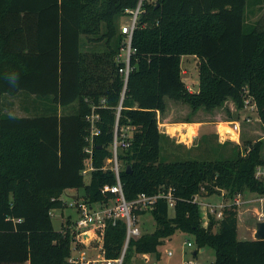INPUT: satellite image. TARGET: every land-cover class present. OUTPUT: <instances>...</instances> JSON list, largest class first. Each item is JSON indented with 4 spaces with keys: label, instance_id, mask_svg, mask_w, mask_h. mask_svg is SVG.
Masks as SVG:
<instances>
[{
    "label": "trees",
    "instance_id": "16d2710c",
    "mask_svg": "<svg viewBox=\"0 0 264 264\" xmlns=\"http://www.w3.org/2000/svg\"><path fill=\"white\" fill-rule=\"evenodd\" d=\"M140 5L125 83L120 69L126 65V36L119 20ZM249 5V0H0V95L39 101L34 115L0 112V264H75L69 260L72 218L57 231L54 211L67 207L62 199L67 190L83 189L76 199L89 204L114 198L103 188L117 182L106 166L116 133L130 143L117 153L126 199L170 188L176 198L173 208L157 201L149 211L155 229L130 240L123 264H131L134 253L160 256L158 247L178 232L194 237L195 256L212 248L213 264H264V240L238 239L237 207H226L222 219L203 218L193 202L196 195L222 191L228 200L248 193L264 197V181L255 177L264 164L262 140L244 147L225 141L214 160L167 161L161 153L169 139L159 129L166 98L189 107L186 122L200 110L219 108H226L228 121H237L248 95L264 125V16L248 21ZM85 44L92 46L84 50ZM188 55L198 58L197 92L182 77L181 60ZM130 128L132 135L124 137ZM126 231L123 219L97 228L106 259L120 257Z\"/></svg>",
    "mask_w": 264,
    "mask_h": 264
},
{
    "label": "rangeland",
    "instance_id": "374dc122",
    "mask_svg": "<svg viewBox=\"0 0 264 264\" xmlns=\"http://www.w3.org/2000/svg\"><path fill=\"white\" fill-rule=\"evenodd\" d=\"M149 2H153L155 0H148ZM250 5L247 10V20L251 22H256L261 17L264 16V0H261L260 3L256 0H249ZM262 5V6H261ZM141 6V5H140ZM141 13V11H140ZM139 13V14H140ZM139 16V15H138ZM134 19V14L130 11H126V13L120 18L119 20V28L121 34L126 36V33L123 32V29L129 28ZM138 19V18H137ZM261 24H264V19L262 20ZM127 40V36H126ZM84 41V38H83ZM87 46H92V44H88ZM86 44L83 46L84 50H87L88 47ZM99 48V47H98ZM97 48V49H98ZM123 58H125V54L123 52L122 54ZM189 58L191 61L190 71L191 73L186 77L187 82L192 87L194 85V80L196 81V85L194 89H198V67L195 64V61L192 58V55L184 56L183 57V66L185 59ZM193 60V61H192ZM186 70V69H185ZM194 75V76H192ZM193 80V83H192ZM5 96V97H4ZM168 107H167V113L165 115H162V120L165 116H170L172 121H178L181 119H186L188 115H190V109L185 110L183 105H180V103H176L173 100L166 98ZM35 101V99L32 96H27L24 94H19L15 97H9L6 95H0V112L9 113L17 116H28V115H34L35 113H38L35 108V103L38 104ZM231 102H227L226 106L230 107ZM188 107V106H187ZM189 108V107H188ZM71 109L66 110L65 112H69ZM201 111V110H200ZM248 113H251V111L244 110L240 111L239 115V122L241 124V137H240V147H244V144L248 141H258L262 140L264 143V125L262 124L261 120L258 117V113L253 112L252 113V121L249 123L243 122L244 116ZM219 116V119L223 120H229V116L226 112V108H219L213 112H206L202 110L200 114L197 116L198 118H202L203 120L205 118L207 119H214L211 117ZM193 119V117H192ZM214 119V120H219ZM133 129H125L123 134L127 136L132 135ZM194 127L191 129V133L193 134ZM202 135V134H201ZM233 135V134H232ZM231 138L233 139V136ZM224 137V136H223ZM207 138V137H206ZM236 138V136H235ZM208 139V138H207ZM178 139H170L168 141H163L162 143V158L167 161H176V160H185V159H205V160H214L216 159L217 155L219 154L220 147L219 145L224 142H219L218 138L212 136L208 140L201 139L200 137L198 139H195L193 141L190 148H188L189 145L179 144L177 143ZM226 142H232V144H235L234 141H231L230 139H227ZM231 145L227 146V149L230 150ZM263 157H264V145H263V151H262ZM106 166L110 167L111 162L110 160L106 161ZM121 163V162H120ZM122 165V163H121ZM90 166L89 159H86V168ZM90 180V172L88 171L85 174V182L88 183ZM83 194V189L80 190H67L62 195V199L67 203V207L63 209H57L54 211L53 215V225L55 230L60 231L62 229L63 224L65 223L66 218L70 215L72 218V222L77 217L76 211L69 206L71 203L70 197L72 195H79L81 196ZM245 198L251 199L258 197L255 194H246L244 195ZM225 201H228V198L225 196L223 198L221 195H212L210 197H203L199 196L198 201L203 204H212V205H219L220 203H223ZM264 203L254 202L245 204L238 210V229H237V236L239 240H254V233H255V223L258 222L259 213H261L264 210ZM246 208H249V210H246ZM260 210V211H257ZM200 211L203 216V218H206V211L203 207L200 206ZM264 212V211H263ZM174 212L171 209L170 215H173ZM139 226L142 233H148L150 231H153L156 226V222L154 220L153 215L151 213H146L143 216L139 218ZM218 225L214 226L213 230H217ZM188 242H190L192 245L191 247L188 246ZM198 249L194 237L190 234H183V233H176L169 241L165 242L163 245L158 247V253H160V256H156L155 254L147 255L148 258L147 261L144 260V256H141L139 254L134 253L130 259L131 264H213L215 261V253L212 248H205L204 251H201L199 249L197 256L194 255L196 250ZM172 252L171 256H168V253ZM88 258H98L101 256V251L97 249H88Z\"/></svg>",
    "mask_w": 264,
    "mask_h": 264
},
{
    "label": "built area",
    "instance_id": "2783aa9c",
    "mask_svg": "<svg viewBox=\"0 0 264 264\" xmlns=\"http://www.w3.org/2000/svg\"><path fill=\"white\" fill-rule=\"evenodd\" d=\"M141 11V6H138L136 10L130 11L134 14L133 23L129 28H124L123 32L126 33V47L123 49L125 54L124 59L126 65L125 68L120 69V73L124 75L125 83H127V79L131 70L130 67V55L134 50L131 48V39L134 28L136 26V21L138 15ZM122 52V54H123ZM251 111V113L246 114L243 119V122L249 123L252 121V113H257V106L254 100L250 96H246L244 99V105L242 111ZM92 121L98 119L97 115H93L91 117ZM230 123L231 129L234 133H236V138H229L231 141H234L236 144L240 145V137H241V124L237 121H231ZM98 131L95 126H93V134H97ZM225 135H230V132L227 131ZM124 137H130L127 135H123ZM223 137V135H222ZM226 139V140H227ZM129 142L127 139L119 140L117 133L115 134V139L112 145L113 157L110 159L111 165L110 169L114 171L117 182L115 185H106L103 188L104 192H110L114 195V198L111 199L108 204H89L82 200L72 199L69 206L73 208L77 217L73 221L72 228L74 229L75 236L74 241L72 243V256L69 259L70 262L75 264H123V260L126 254L127 247L131 239L138 238L142 235L140 226H139V218L141 217L137 212H149L155 208V205L159 199H164L168 202L171 208L176 204V198L174 197V189L170 188L168 190H160L156 194L149 195L146 193H140L137 198L134 200L128 201L124 195L123 186L119 177L120 170L122 168L121 163L118 159V149L119 148H127L129 146ZM86 152L89 154L92 153V149L86 148ZM91 168H89L90 170ZM88 171L85 170L84 174ZM255 177L259 180L264 181V164L256 167ZM221 196L225 198V191H222ZM246 196V195H245ZM199 195L194 196L193 202L198 203L199 206L203 207L206 211V215L213 214L217 219H222L224 215V210L228 206H235L238 209L245 204L260 202L261 205L264 202V197H256V198H245L244 194H238L233 200H228L219 205L212 204H203L198 201ZM113 219H123L127 226L126 231V239L124 243L123 250L118 259L109 260L104 257V249L102 241L99 240V235L97 233V228L105 225L107 220ZM259 219L264 220V213H259ZM259 220V221H260ZM191 243L188 242V246L191 247ZM88 249H97L101 251V256L98 258H88ZM168 255H172V252H169ZM146 257V256H144ZM148 258L146 259V261Z\"/></svg>",
    "mask_w": 264,
    "mask_h": 264
},
{
    "label": "crops",
    "instance_id": "0c3cea01",
    "mask_svg": "<svg viewBox=\"0 0 264 264\" xmlns=\"http://www.w3.org/2000/svg\"><path fill=\"white\" fill-rule=\"evenodd\" d=\"M184 57V56H183ZM183 57H182V60H183ZM194 61H195V64L197 65L198 64V58L194 55H192V58ZM181 60V68H182V77H183V81L184 83L186 84V86L189 88V90L191 92H197L198 89H194L195 88V85H196V81L194 80V85H192V87L189 85V83L187 82L186 80V77L191 73L190 71V66H191V61L189 60V58L185 59L184 61V66H183V62ZM192 60V61H193ZM186 69V70H185ZM189 73V74H188ZM188 74V75H187ZM194 76V75H192ZM192 83H193V80H192ZM199 83V82H198ZM3 96V95H2ZM5 97V96H4ZM7 97V96H6ZM11 97V96H9ZM14 97V96H12ZM184 109L185 110H188V107L184 106ZM230 109L233 110L234 107H233V104H230ZM202 111V110H201ZM199 111L197 114L193 115V119L191 118V122H186V119H181V120H178V121H172L170 116H165L162 120V122L159 123V129L160 131L165 134L168 139H179L177 141V143L179 144H184V145H189L188 148L191 147L192 144L190 143H193V141L195 139H198L199 137L202 138V137H207L208 139L211 138L212 136H214L215 138L217 137L218 138V141L219 142H225L227 138H229L230 135H225V133L227 132L228 129H231V126H230V123L228 122H231V121H227V120H223V119H219V116H214V117H211V118H214V119H219V120H210V119H207L205 118L204 120L202 118H198L197 116L200 114ZM168 111H166L167 113ZM165 113V114H166ZM163 126V127H162ZM172 126V127H171ZM175 127H179V129L174 133L172 134L170 132V128H174ZM183 127V128H182ZM192 127H194V130H193V134L191 133V129ZM227 127V128H225ZM223 131H222V129ZM181 130V131H180ZM178 134V135H177ZM202 134V135H201ZM222 135L224 137H222ZM233 138H235L236 136V133H234L233 135ZM231 137V136H230ZM182 139V140H181ZM77 195H72L71 197L72 198H76ZM224 198V197H223ZM225 200V199H224ZM260 203V202H259ZM264 203V202H263ZM264 206V205H263ZM261 208L263 209L262 205H261ZM239 210V209H238ZM246 210H249V208H246ZM257 211H260V210H257ZM264 211V210H263ZM262 211V212H263ZM264 213V212H263ZM258 220H260L258 218ZM257 223V222H256ZM256 223H255V226H256ZM201 251H204V248L201 249ZM168 256H171V255H168ZM147 257L144 258V260L146 261Z\"/></svg>",
    "mask_w": 264,
    "mask_h": 264
},
{
    "label": "water",
    "instance_id": "95a60500",
    "mask_svg": "<svg viewBox=\"0 0 264 264\" xmlns=\"http://www.w3.org/2000/svg\"><path fill=\"white\" fill-rule=\"evenodd\" d=\"M131 169V165H126V172H131ZM254 239L264 240V220H260L256 223Z\"/></svg>",
    "mask_w": 264,
    "mask_h": 264
},
{
    "label": "bare ground",
    "instance_id": "6f19581e",
    "mask_svg": "<svg viewBox=\"0 0 264 264\" xmlns=\"http://www.w3.org/2000/svg\"><path fill=\"white\" fill-rule=\"evenodd\" d=\"M163 127V126H162ZM172 127V126H171ZM180 127V126H179ZM179 127H175L174 126V128H170V132L172 133V134H174L178 129H179ZM183 128V127H182ZM225 128H227V127H225ZM222 129V128H221ZM224 129V128H223ZM223 129H222V131H223ZM228 129V128H227ZM181 131V130H180ZM227 131H229L230 132V135H232V134H234V132L231 130H227ZM178 135V134H177ZM179 140V139H178ZM182 140V139H181Z\"/></svg>",
    "mask_w": 264,
    "mask_h": 264
}]
</instances>
